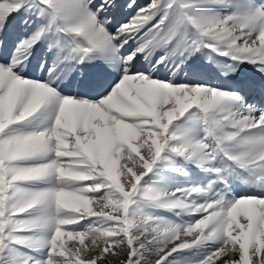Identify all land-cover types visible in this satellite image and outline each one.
<instances>
[{
  "label": "snow or ice",
  "instance_id": "snow-or-ice-1",
  "mask_svg": "<svg viewBox=\"0 0 264 264\" xmlns=\"http://www.w3.org/2000/svg\"><path fill=\"white\" fill-rule=\"evenodd\" d=\"M0 264H264V0H0Z\"/></svg>",
  "mask_w": 264,
  "mask_h": 264
},
{
  "label": "rangeland",
  "instance_id": "rangeland-1",
  "mask_svg": "<svg viewBox=\"0 0 264 264\" xmlns=\"http://www.w3.org/2000/svg\"><path fill=\"white\" fill-rule=\"evenodd\" d=\"M146 0H139V3L144 4Z\"/></svg>",
  "mask_w": 264,
  "mask_h": 264
}]
</instances>
